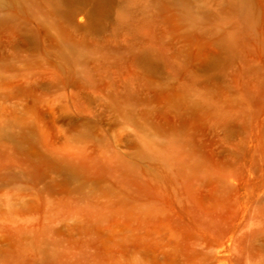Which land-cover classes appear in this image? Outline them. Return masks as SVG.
<instances>
[{
    "label": "rangeland",
    "instance_id": "1",
    "mask_svg": "<svg viewBox=\"0 0 264 264\" xmlns=\"http://www.w3.org/2000/svg\"><path fill=\"white\" fill-rule=\"evenodd\" d=\"M0 264H264V0H0Z\"/></svg>",
    "mask_w": 264,
    "mask_h": 264
}]
</instances>
